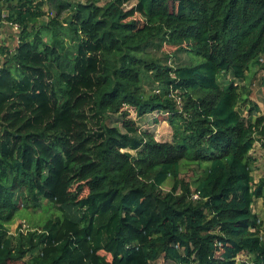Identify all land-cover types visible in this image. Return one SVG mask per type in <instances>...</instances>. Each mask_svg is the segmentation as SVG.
Segmentation results:
<instances>
[{
  "label": "trees",
  "instance_id": "trees-1",
  "mask_svg": "<svg viewBox=\"0 0 264 264\" xmlns=\"http://www.w3.org/2000/svg\"><path fill=\"white\" fill-rule=\"evenodd\" d=\"M1 1L20 32L0 68V264H264V109L241 85L258 67L264 87V0ZM43 200L61 215L12 233Z\"/></svg>",
  "mask_w": 264,
  "mask_h": 264
},
{
  "label": "rangeland",
  "instance_id": "rangeland-1",
  "mask_svg": "<svg viewBox=\"0 0 264 264\" xmlns=\"http://www.w3.org/2000/svg\"><path fill=\"white\" fill-rule=\"evenodd\" d=\"M71 1H77V0H71ZM46 11H48V7H45ZM47 17L42 18L40 23L45 21ZM8 33V44L4 46L1 50V59H0V64L4 63L7 58H9V55H11L15 48L17 47L18 44V33H16V30L14 32L12 29H7L6 30ZM7 48V51H4V49ZM165 51L171 52L172 47L166 46ZM5 53H8L7 56H4ZM182 59H187V55L185 53L181 54ZM200 61V58L196 61L197 63ZM195 62V63H196ZM252 69V68H251ZM260 77H261V72L257 68L253 67V71L249 72L248 74V79L247 81L241 82V85L247 84L248 87L251 90V98L259 103L262 109H264V87L260 85ZM130 117L135 119L137 124L141 127L140 129L145 131V129L151 130L156 138L160 141H166L170 140L172 138V129L168 122L165 120L164 117H162L160 114L157 112L151 113L144 118H138L136 115V112L134 109L130 107ZM245 116L248 117V112L245 111ZM155 119H158L155 120ZM116 124L118 123L115 121ZM120 125V123H119ZM259 137L257 136V139ZM253 157L255 158L253 162V174L255 176V180L259 181L262 177H264V139H258L255 142L254 148L251 151ZM183 171L181 176L186 179L190 180L194 176V169H198L196 165H184L183 166ZM199 171V170H198ZM172 182L169 181L164 185L165 190H169L171 188ZM254 208L256 209L257 213H259V216L261 219H264V200L257 199L255 201ZM18 216L16 217L15 221L10 225V230L12 233H16L19 228L21 223H25L27 227L32 228L35 226H38L42 224L48 217H55L61 215V212L58 211L53 205L47 201L43 200L41 202V206L38 208H30L26 209L21 207L20 211H18ZM243 257V256H242ZM28 257H25L24 260L19 262L18 264H26Z\"/></svg>",
  "mask_w": 264,
  "mask_h": 264
},
{
  "label": "built area",
  "instance_id": "built-area-1",
  "mask_svg": "<svg viewBox=\"0 0 264 264\" xmlns=\"http://www.w3.org/2000/svg\"><path fill=\"white\" fill-rule=\"evenodd\" d=\"M9 11L7 8H1L0 6V59H1V50L8 44V33L6 32L7 29L16 30L17 32H20V26L18 23H15L13 21L8 20ZM19 34V33H18ZM5 51H7V48H5ZM8 53H5L4 56H7ZM2 64H0V68L2 67ZM198 194L194 195V198H197ZM21 231H28L29 227L25 223H21L20 228Z\"/></svg>",
  "mask_w": 264,
  "mask_h": 264
},
{
  "label": "crops",
  "instance_id": "crops-1",
  "mask_svg": "<svg viewBox=\"0 0 264 264\" xmlns=\"http://www.w3.org/2000/svg\"><path fill=\"white\" fill-rule=\"evenodd\" d=\"M0 6L1 8H7V3L0 0ZM8 9V8H7ZM7 32V31H6Z\"/></svg>",
  "mask_w": 264,
  "mask_h": 264
}]
</instances>
